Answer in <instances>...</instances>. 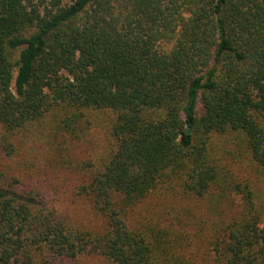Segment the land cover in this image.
I'll return each instance as SVG.
<instances>
[{"label": "trees", "instance_id": "obj_1", "mask_svg": "<svg viewBox=\"0 0 264 264\" xmlns=\"http://www.w3.org/2000/svg\"><path fill=\"white\" fill-rule=\"evenodd\" d=\"M263 194L264 0H0V264H264Z\"/></svg>", "mask_w": 264, "mask_h": 264}, {"label": "rangeland", "instance_id": "obj_2", "mask_svg": "<svg viewBox=\"0 0 264 264\" xmlns=\"http://www.w3.org/2000/svg\"><path fill=\"white\" fill-rule=\"evenodd\" d=\"M77 182L78 181L75 177L68 176L64 180V182H62L60 185L58 184L53 188L51 197L55 202H57V205L67 215H69L71 219L75 221L76 219H78L88 222L93 218V214L88 204H86L83 199L78 198L74 195V188ZM82 264H103V263L97 260L91 262L83 261Z\"/></svg>", "mask_w": 264, "mask_h": 264}]
</instances>
